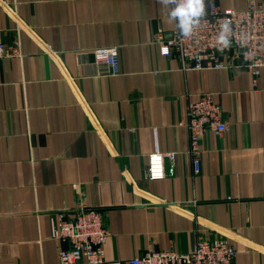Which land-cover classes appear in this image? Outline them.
<instances>
[{"label":"crops","instance_id":"crops-1","mask_svg":"<svg viewBox=\"0 0 264 264\" xmlns=\"http://www.w3.org/2000/svg\"><path fill=\"white\" fill-rule=\"evenodd\" d=\"M263 3L264 0H256ZM245 10L248 0H202ZM168 0H0V36L21 56L0 59V264H58L54 216L103 213L108 261L189 252L197 232L226 237L235 264H264V69L184 70L154 34L178 18ZM118 46L111 76L92 49ZM209 92L231 129L201 139L195 172L182 125ZM166 177H148L151 152ZM78 264H88L84 261Z\"/></svg>","mask_w":264,"mask_h":264},{"label":"built area","instance_id":"built-area-1","mask_svg":"<svg viewBox=\"0 0 264 264\" xmlns=\"http://www.w3.org/2000/svg\"><path fill=\"white\" fill-rule=\"evenodd\" d=\"M245 10L222 8L211 3L209 9L193 17L186 34L181 27L168 35L162 29L154 34L163 56L172 54L182 62L184 70L234 69L247 70L257 85L264 69V2L248 0ZM99 65L107 68L111 76L121 74V58L118 46L92 49ZM19 42L7 43L0 36V59L21 56ZM188 104L187 120L182 122L188 130L190 152L194 155L195 172L200 171L203 152L202 137L207 132L221 135L231 129L224 118L220 104L211 93L199 94ZM176 152H151L148 156V177H166L165 158H173ZM53 236L66 241L69 246L58 250V264H123L108 261L105 244L111 235L104 222L103 213L96 208L81 206L73 217L64 212L54 216ZM196 243L189 252L173 249L147 251L129 260V264H235L237 248L226 237L207 236L197 232Z\"/></svg>","mask_w":264,"mask_h":264},{"label":"clouds","instance_id":"clouds-1","mask_svg":"<svg viewBox=\"0 0 264 264\" xmlns=\"http://www.w3.org/2000/svg\"><path fill=\"white\" fill-rule=\"evenodd\" d=\"M169 3H177V7L170 13L173 17H179L181 27L187 34L193 17L202 14V0H168Z\"/></svg>","mask_w":264,"mask_h":264}]
</instances>
